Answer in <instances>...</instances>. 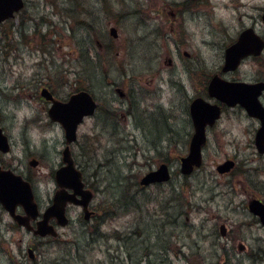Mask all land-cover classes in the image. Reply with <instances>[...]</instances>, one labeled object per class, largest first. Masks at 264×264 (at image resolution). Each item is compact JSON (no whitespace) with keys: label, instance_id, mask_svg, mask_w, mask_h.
Segmentation results:
<instances>
[{"label":"rangeland","instance_id":"374dc122","mask_svg":"<svg viewBox=\"0 0 264 264\" xmlns=\"http://www.w3.org/2000/svg\"><path fill=\"white\" fill-rule=\"evenodd\" d=\"M26 2L0 23V125L11 141L0 164L32 182L43 210L58 188L65 132L49 119L40 82L51 76L63 98L89 89L98 110L71 148L94 191L95 217L80 221L82 209L71 205L59 238L42 239L0 204V264H264V225L247 206L252 196L264 200L259 120L225 107L208 130L202 165L180 171L193 133L189 104L209 98L208 81L243 29L264 34V0ZM222 75L264 79V53ZM227 159L236 165L220 174L216 166ZM161 162L171 180L143 187L140 179Z\"/></svg>","mask_w":264,"mask_h":264},{"label":"water","instance_id":"95a60500","mask_svg":"<svg viewBox=\"0 0 264 264\" xmlns=\"http://www.w3.org/2000/svg\"><path fill=\"white\" fill-rule=\"evenodd\" d=\"M23 6L24 0H0V23L13 17ZM110 33L114 37L118 36L115 27L110 28ZM263 49L264 38L253 27L245 28L239 33L236 41L225 49L222 72L236 70L246 57L259 56ZM185 54L188 55L187 52ZM208 91L210 96L218 102L212 103L199 97L191 104L195 132L191 138L189 153L181 157V172L185 175L191 174L203 162V147L207 143V126H213L222 114V106L219 102L230 107L241 105L249 116L260 120V127L255 134V145L258 152L264 153V105L260 100L264 92V81H231L217 73L211 78ZM42 95L53 101L49 108V116L52 120L59 122L65 131L67 145L62 151L64 164L55 171L58 189L54 193L52 203L41 212L35 200L31 182L12 169H4L0 165V203L17 224L33 230L40 237H57L58 230L51 220L55 219L59 226L68 225L70 221L67 216L68 204L81 205L86 220H89L94 213L89 209L94 192L86 187L83 173L75 164L70 145L77 140L79 124L85 117L95 114L98 104L88 90H80L72 94L67 101L54 100L46 90L42 91ZM9 150V139L0 126V152L7 153ZM38 162L37 159H32L30 164L37 166ZM234 166L235 161L227 159L216 168L222 174L230 171ZM170 178V169L164 163L156 170L148 172L142 177L140 183L147 186L168 181ZM19 207L23 208V213L18 212ZM249 209L259 216L264 224V203L259 199H252L249 202ZM40 216L42 218L38 219ZM33 220H37L36 228L31 223ZM29 254L32 258L34 257L33 249H29Z\"/></svg>","mask_w":264,"mask_h":264},{"label":"flooded vegetation","instance_id":"af4514ba","mask_svg":"<svg viewBox=\"0 0 264 264\" xmlns=\"http://www.w3.org/2000/svg\"><path fill=\"white\" fill-rule=\"evenodd\" d=\"M26 0H24V6H23V8L18 12V14H22L23 13V10H24V8H25V6H26ZM263 15H264V12L262 13V15H261V19H262V21H263V24H264V19H263ZM50 31V29H47V32H49ZM23 34H25V30H24V32H23ZM46 35H48V36H52L53 34L52 33H50V34H48V33H46L45 34V36ZM55 35H57V34H55ZM54 35V36H55ZM261 35V37H263L264 38V34H260ZM59 36H62V35H59ZM26 41V40H25ZM31 48H32V46H31ZM264 53V52H263ZM187 56H189V54L187 55ZM170 61V63H172L173 61H172V59H170L169 60ZM46 78V77H45ZM210 80V79H209ZM257 81H264V79H259V80H256V82ZM51 76H47V81H44V82H40L41 84H40V93H39V97L40 98H42L43 100H45L46 101V103L48 104V117H49V119H50V116H49V107H50V105L52 104V100H49V99H47L45 96H43L42 95V91L43 90H46L47 92H49L50 94H51V96L53 97V99L54 100H59V101H67L69 98H70V96L72 95V94H74V93H76V92H78V91H80V90H82L80 87H76V90L74 91V92H72L67 98H63V97H61V96H59L58 94H57V92L55 91V84L54 83H52L51 84ZM208 83H209V81H208ZM120 93H121V95H125V92L123 91V90H121L120 89ZM206 94L209 96V98H205L204 96H196V97H194L192 100H191V102H190V104H189V115H190V122H191V125H192V128H193V133H192V135L194 134V132H195V126H194V122H193V119H192V114H191V104H192V102L196 99V98H199V97H204L206 100H209V101H211V102H214V100L210 97V95H209V91H208V85H207V90H206ZM264 94V93H263ZM262 94V95H263ZM262 97V96H261ZM263 103V102H262ZM225 107H227V106H225V105H222V111H224V108ZM51 120V119H50ZM52 121V120H51ZM218 121V120H217ZM217 123V122H216ZM215 123V124H216ZM214 124V125H215ZM213 125V126H214ZM213 126H207V133H208V130H210V128L211 127H213ZM236 162V161H235ZM164 163H166V164H168V166L170 167V165H169V163L168 162H161L160 163V165L161 164H164ZM234 168H232L229 172H231L232 170H233ZM229 172H227V173H229ZM259 199L260 201H262L263 203H264V200L263 199H261V198H259V197H257V196H252L250 199H249V201H248V210L250 211V209H249V202H250V200H252V199ZM50 203V202H49ZM91 209H92V205H91V207H90ZM251 212V211H250ZM252 214H254L253 212H251ZM254 218H255V221H257V222H259L260 221V223H261V220H260V218H259V216H257V215H255L254 214ZM93 217H95V214L93 215ZM79 219H80V221H82L83 220V215H82V213H81V215H80V217H79ZM33 223V225H35L36 224V222L35 221H33L32 222ZM262 225H263V223H261ZM28 233H30V234H33V232L32 231H30V232H28ZM35 237V236H34ZM30 248H32L34 251H35V245H32V246H29L27 249L29 250ZM36 258V252H35V257H34V259Z\"/></svg>","mask_w":264,"mask_h":264}]
</instances>
